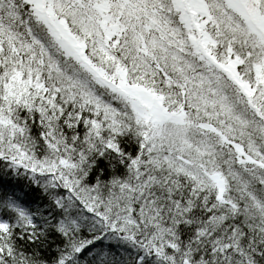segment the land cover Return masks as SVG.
<instances>
[{
  "label": "snow or ice",
  "instance_id": "1",
  "mask_svg": "<svg viewBox=\"0 0 264 264\" xmlns=\"http://www.w3.org/2000/svg\"><path fill=\"white\" fill-rule=\"evenodd\" d=\"M0 264H264V0H0Z\"/></svg>",
  "mask_w": 264,
  "mask_h": 264
}]
</instances>
